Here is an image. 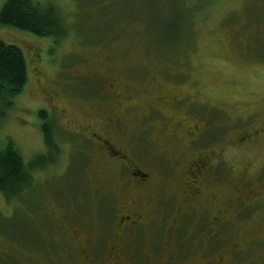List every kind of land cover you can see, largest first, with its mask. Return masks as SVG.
Listing matches in <instances>:
<instances>
[{"label": "rangeland", "instance_id": "1", "mask_svg": "<svg viewBox=\"0 0 264 264\" xmlns=\"http://www.w3.org/2000/svg\"><path fill=\"white\" fill-rule=\"evenodd\" d=\"M33 1L56 6L66 33L0 25L28 63L26 86L0 108V143L27 164L48 159L22 194L0 192V264H209L221 253L224 264H264V0ZM93 132L150 182L128 181ZM202 152L220 172L187 196ZM137 211L141 228L117 225Z\"/></svg>", "mask_w": 264, "mask_h": 264}, {"label": "trees", "instance_id": "2", "mask_svg": "<svg viewBox=\"0 0 264 264\" xmlns=\"http://www.w3.org/2000/svg\"><path fill=\"white\" fill-rule=\"evenodd\" d=\"M0 25L56 40L66 33L59 9L53 4L33 0H6L0 10ZM27 81L28 63L24 52L16 45L0 40V108H11ZM39 117L47 153L53 157L58 144L49 111L40 110ZM45 162L35 160L27 164L13 142L0 143V192L8 198L22 194L31 185V171Z\"/></svg>", "mask_w": 264, "mask_h": 264}, {"label": "flooded vegetation", "instance_id": "3", "mask_svg": "<svg viewBox=\"0 0 264 264\" xmlns=\"http://www.w3.org/2000/svg\"><path fill=\"white\" fill-rule=\"evenodd\" d=\"M188 131H185L187 135L193 136V141H196L198 139V136L202 133L203 130L200 131V127L194 126L189 127ZM205 130V129H204ZM260 132H264V123L259 128ZM197 136V139H196ZM251 136L250 132H247V130H244L240 136V141H247L249 140V137ZM91 137L93 140H96V143H99L101 145L106 153L107 156L110 158H119L122 164L127 168L129 177L128 181H133L134 183H138L137 185H145L150 182V179H148V175L146 172L141 171L133 161L129 160L124 154L121 153V151L112 144L108 139L104 138L101 134H98L96 132L91 133ZM220 166L219 163H215L213 159L211 158L210 154L208 152H202L197 153L195 159L192 161L190 165L187 166L188 174H189V181H187V196H193L197 197L199 194L200 187L202 186V180L206 176H215L216 174H219L220 172ZM192 197V199H193ZM245 201L244 199L240 200L239 203L243 204ZM139 210V209H138ZM223 211L218 210L217 215L212 216V219L210 221V224L213 226H220L221 225V218ZM132 216V217H131ZM130 216V214H126L122 217H120L117 221V225L121 224L129 225L137 228H141V226L144 224V217L141 214V212H133V214ZM134 217V219H132ZM117 246H111L109 248V253L106 257V260L109 261L110 258H112L117 250ZM237 244L231 245V250L236 251L238 249ZM227 251V248H226ZM225 259L223 258V254L221 253L218 255V259H216L214 262H211L209 264H224ZM132 264V260H131Z\"/></svg>", "mask_w": 264, "mask_h": 264}]
</instances>
